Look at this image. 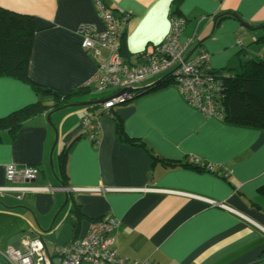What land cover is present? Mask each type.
I'll return each mask as SVG.
<instances>
[{"label": "crops", "instance_id": "1", "mask_svg": "<svg viewBox=\"0 0 264 264\" xmlns=\"http://www.w3.org/2000/svg\"><path fill=\"white\" fill-rule=\"evenodd\" d=\"M101 2L113 16H127L119 52L129 64L166 40L172 20L181 24L180 42L192 39L184 57L200 44L191 55L206 51L210 66L225 75L258 55L252 49L257 26L264 27V0ZM0 7L33 18L27 74L47 90L36 92L30 82L0 77V119L36 103L46 108L24 115L14 137L8 126H0V187L7 185L6 166L14 165L38 168L29 185L54 188L0 192V250H21L24 240L40 239L57 264L62 248L83 240L93 221L113 217L114 249L127 264H264V197L258 194L264 185V129L203 114L184 100L174 82L160 83L166 73L141 81L137 95L110 115H100L99 104L62 108L114 94L102 93L96 82L86 87L100 71L98 60L109 56L102 50L95 59L81 48V26L105 28L99 11L92 0H0ZM53 92L72 96L51 115L59 135L51 168L55 135L46 115L59 102ZM89 113L98 117L96 141L83 129ZM113 117L121 121L124 135L144 148L124 143ZM67 147L62 180L83 214L77 225L69 199V213H61L68 192L60 188L58 157ZM150 153L177 164L153 162Z\"/></svg>", "mask_w": 264, "mask_h": 264}, {"label": "built area", "instance_id": "2", "mask_svg": "<svg viewBox=\"0 0 264 264\" xmlns=\"http://www.w3.org/2000/svg\"><path fill=\"white\" fill-rule=\"evenodd\" d=\"M99 11L105 28L96 31L91 25L79 28L81 35V48L95 59L100 56L102 50H107L109 56L106 60L99 61V73L87 83H97V89H116L114 94L108 96L99 104V114L110 115L111 110L133 99L137 85L146 78L159 74H171L177 89L184 100L195 109L208 116H216L215 97L221 93L218 78L210 73L209 54L200 50L192 56L185 58L187 45L179 41L180 22L172 20L171 29L166 40L151 53L140 57L136 64L127 63L120 55L119 42L125 32L127 16L115 17L106 11L101 0H92ZM205 69V70H204ZM230 77L229 75H224ZM124 93H120L121 91ZM129 90V91H126ZM83 129L89 139L96 141L99 131L98 117L94 114H86L82 120ZM39 170L35 166L17 168L8 165L5 168L6 186L0 187V192H49L54 188L48 186H31L35 182ZM16 181H22L26 185L12 186ZM69 192L68 189H63ZM87 191V190H85ZM105 191H113L106 189ZM210 204L216 205L212 201ZM227 209L223 205H218ZM117 222L113 217H106L90 224L87 236L83 240L73 241L65 245L59 253L57 264H127L126 260L119 257L114 249L115 228ZM0 258L6 264H54L47 255L45 247L40 239H27L22 242L21 250L8 248L0 250ZM132 264H151L149 261L133 262Z\"/></svg>", "mask_w": 264, "mask_h": 264}, {"label": "trees", "instance_id": "3", "mask_svg": "<svg viewBox=\"0 0 264 264\" xmlns=\"http://www.w3.org/2000/svg\"><path fill=\"white\" fill-rule=\"evenodd\" d=\"M93 2V1H92ZM258 27V28H257ZM257 28L256 43L264 46V27ZM35 33V25L32 17L16 14L0 7V77H6L20 82H30L36 92H46L44 86L33 83L27 74L28 57L32 37ZM205 70V69H204ZM210 73L216 76L220 83L221 93L217 94L215 101L217 103V113L222 119L231 125L252 126L264 129V51L261 55L247 57L240 62L239 70L230 77H225L223 72L210 67ZM174 82L171 74L163 77L160 83ZM156 84L154 87H158ZM153 88V87H152ZM55 99L59 102L53 106L54 109L69 103L72 93L62 94L53 92ZM95 107V106H94ZM91 109L92 107H87ZM46 109L42 104H32L19 113H13L8 117L0 119V126L6 125L10 128L13 137L21 130L20 121L25 116L34 115L36 111ZM116 125V133L124 143L144 148V143L138 140L130 141L125 135L122 123L116 117H113ZM10 125L9 123H14ZM7 123L9 125H7ZM147 151V149H145ZM68 147L59 154L58 163L62 176L60 184L65 188L64 167L67 159ZM148 152V151H147ZM151 154V153H150ZM154 161H161L164 165H176L165 159H158L151 154ZM180 166H187V164ZM67 189V188H65ZM258 194L264 197V185L258 189ZM68 199L73 204L71 210L72 217L78 220L83 217L80 206L71 199V193H67Z\"/></svg>", "mask_w": 264, "mask_h": 264}, {"label": "water", "instance_id": "4", "mask_svg": "<svg viewBox=\"0 0 264 264\" xmlns=\"http://www.w3.org/2000/svg\"><path fill=\"white\" fill-rule=\"evenodd\" d=\"M198 45H200V44H197V45L191 50V53H190L186 58L190 57V55H191V54H192V53L198 48ZM167 75H168V74H167ZM48 91H49V90H48ZM124 91H125V90L121 91L120 93L122 94V93H124ZM126 91H129V90H126ZM49 92H50V91H49ZM50 93H52V92H50ZM100 103H102V100H101V101H87V102H80V103H76V104H74V103H72V104H68V105L63 106L62 108H67V107H89V106H94V105H97V104H100ZM60 109H61V108H56L54 111H50V112H48L47 115H46L47 122H48V124H49L51 127H53V130H54V133H55L54 142H53V145H52V147H51L50 155H49V164H50V167H51V168H52V154H53V151H54L55 146H56V144H57V131H56V128H55V126H53V123H52V121H51V115H52V113H54L55 111L60 110ZM31 183H34V181H32ZM60 188L64 189V187H63L62 185L60 186ZM71 191H72V190H71ZM67 202H68V196H67V194H66V195H65V201H64V203H63V205H62L63 208L66 206ZM62 207H61V208H62Z\"/></svg>", "mask_w": 264, "mask_h": 264}, {"label": "rangeland", "instance_id": "5", "mask_svg": "<svg viewBox=\"0 0 264 264\" xmlns=\"http://www.w3.org/2000/svg\"><path fill=\"white\" fill-rule=\"evenodd\" d=\"M252 34H253V32H251ZM242 39H244V38H242ZM249 40H250V38L247 40V42H246V44L247 43H249ZM245 44V45H246ZM252 51H254V52H256L257 54H259V55H261L262 53H263V51H264V46L263 45H261V44H254V47H253V49H252ZM190 56H192V55H190ZM233 59H235V56H233L232 57ZM209 63H210V59H209ZM89 86V85H88ZM87 87V86H86ZM97 89V88H96ZM112 91H116V89H111V88H109V89H106V90H104V91H102V93H104V94H106L107 95V93L109 94H111L112 93ZM101 93V92H100ZM97 94H99V93H97ZM83 108V107H82ZM53 126H54V124H53ZM51 127V126H50ZM56 128V131H57V140H58V129H57V127H55ZM51 129L53 130V127H51ZM53 132H54V130H53ZM54 135H55V133H54ZM71 191V190H70ZM69 193V192H68ZM64 203V202H63ZM63 205V204H62ZM61 205V206H62ZM63 212V214H66V213H69V208H67V207H64V208H62V211H61V213ZM114 246H115V242H114ZM0 264H6V262L4 261V260H2L1 258H0Z\"/></svg>", "mask_w": 264, "mask_h": 264}, {"label": "bare ground", "instance_id": "6", "mask_svg": "<svg viewBox=\"0 0 264 264\" xmlns=\"http://www.w3.org/2000/svg\"><path fill=\"white\" fill-rule=\"evenodd\" d=\"M130 101V100H129ZM127 102V101H126Z\"/></svg>", "mask_w": 264, "mask_h": 264}]
</instances>
